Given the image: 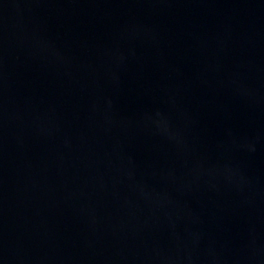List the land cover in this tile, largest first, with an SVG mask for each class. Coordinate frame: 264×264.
Wrapping results in <instances>:
<instances>
[{
    "label": "water",
    "instance_id": "obj_1",
    "mask_svg": "<svg viewBox=\"0 0 264 264\" xmlns=\"http://www.w3.org/2000/svg\"><path fill=\"white\" fill-rule=\"evenodd\" d=\"M0 264H264V0H0Z\"/></svg>",
    "mask_w": 264,
    "mask_h": 264
}]
</instances>
